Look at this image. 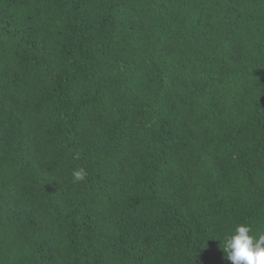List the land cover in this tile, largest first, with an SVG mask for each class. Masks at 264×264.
Returning <instances> with one entry per match:
<instances>
[{
    "label": "trees",
    "instance_id": "obj_1",
    "mask_svg": "<svg viewBox=\"0 0 264 264\" xmlns=\"http://www.w3.org/2000/svg\"><path fill=\"white\" fill-rule=\"evenodd\" d=\"M240 224L264 0H0V264H230Z\"/></svg>",
    "mask_w": 264,
    "mask_h": 264
},
{
    "label": "clouds",
    "instance_id": "obj_2",
    "mask_svg": "<svg viewBox=\"0 0 264 264\" xmlns=\"http://www.w3.org/2000/svg\"><path fill=\"white\" fill-rule=\"evenodd\" d=\"M87 175L83 167L72 172L75 182L85 181ZM251 232V226L240 224L233 234L226 238L223 248L230 264H264V234L255 236L250 234Z\"/></svg>",
    "mask_w": 264,
    "mask_h": 264
}]
</instances>
